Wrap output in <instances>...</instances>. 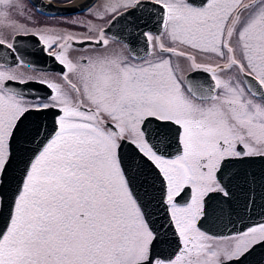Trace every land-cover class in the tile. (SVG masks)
I'll return each mask as SVG.
<instances>
[{
    "label": "snow or ice",
    "instance_id": "snow-or-ice-1",
    "mask_svg": "<svg viewBox=\"0 0 264 264\" xmlns=\"http://www.w3.org/2000/svg\"><path fill=\"white\" fill-rule=\"evenodd\" d=\"M83 10L109 28L33 33L26 6L0 0L12 63L36 67L14 42L34 35L61 67L57 81L0 63V264H264V214L226 240L201 228L254 207L257 185L264 199V171L243 167L264 160V0ZM130 11L155 18L157 34L140 33L151 58L135 40L128 55L108 49ZM76 45L89 54L72 58Z\"/></svg>",
    "mask_w": 264,
    "mask_h": 264
},
{
    "label": "flooded vegetation",
    "instance_id": "flooded-vegetation-1",
    "mask_svg": "<svg viewBox=\"0 0 264 264\" xmlns=\"http://www.w3.org/2000/svg\"><path fill=\"white\" fill-rule=\"evenodd\" d=\"M49 1H53L55 3H69V2H76L79 0H49ZM19 2L26 6L27 9L26 15H28L31 18L32 23H28L25 20H19V22L24 24L28 28V30L33 33L40 31L41 29H42L41 31L46 32L48 34L67 30L74 32L78 35H81L86 33V28L74 27L69 22L73 20L83 21L85 23L91 21V23L94 25H98L102 28L108 29L109 28L108 21L111 20V16H108L104 20L95 19L93 16L89 15L86 11L83 10L84 8H87L93 3L99 6L104 2V0H90L87 3H85L83 7L78 11L55 14V15H49L40 12L31 0H19ZM245 2H247V0H245ZM12 18L18 19V17H16L15 15ZM145 19H147L146 14L142 15L138 11H130L120 20L119 24L115 25L114 27L111 26L110 29L106 32V37L109 38L110 40L108 49L115 50L116 52L122 53L124 55H128V41L119 39L117 37L118 34L117 29H119L120 25L122 26L123 28L122 30H124V34L126 35V37H144L143 35L140 34L141 32H151L152 35L155 36L157 34V29H158V25L155 24V18H153L148 23L147 26H145L144 23ZM13 38H14V33L11 28L0 26V39H5L7 42L11 43L13 42ZM161 39L165 41L167 46H172L170 42L166 41V38L161 37ZM37 40L38 38L32 35L30 41L28 42V45L33 49L35 46L40 45L39 43H37ZM14 42L16 47V55L20 57L18 38H16ZM138 42L139 39H136V43ZM40 47L42 48V44ZM133 47L136 49L137 52H141L140 56L151 58L149 55V53L152 51L151 45H148L147 48H145L143 44L139 42L138 44H134ZM101 50L102 49L97 48V51H101ZM87 54H89L87 48L79 45L74 46V50H72L70 53L72 58H76L80 55H87ZM6 56H7L6 49L0 48V63L5 64L6 67H11L18 72L24 73L26 76H33L37 78L47 77L49 79H56L57 81L59 80V73L61 72V67L47 55H45L43 67H35V68L29 66L26 63L23 64V66L18 67L16 64L12 63V57L7 56V59L5 60ZM172 60L174 63H178L181 67L186 68L187 61H185L183 58H177L173 56ZM202 60H203L202 58L201 60L198 59V61L202 63L209 62ZM39 69H44V70L41 71ZM200 76L202 78H206L205 74L203 73H200ZM243 167H245L249 172H255L259 177L260 173L264 171V160L254 159L247 162L245 165H243ZM254 195L256 199V204L254 207H250L249 210L246 212L245 219H247V221L244 225L245 227L251 225L254 222L259 221L261 215L264 214V199L261 198V193L258 185L256 186V192ZM250 220L253 221L251 223H247ZM202 230L206 231L203 228ZM208 233L211 236L216 237L220 240H226L227 238L234 237L236 234V232L229 234H222V235H216L210 232Z\"/></svg>",
    "mask_w": 264,
    "mask_h": 264
},
{
    "label": "water",
    "instance_id": "water-1",
    "mask_svg": "<svg viewBox=\"0 0 264 264\" xmlns=\"http://www.w3.org/2000/svg\"><path fill=\"white\" fill-rule=\"evenodd\" d=\"M33 4L36 6V8L45 14L49 15H55V14H62V13H70L78 11L83 7L85 3H87L90 0H79L76 2H69V3H55L53 1L49 0H31ZM41 6H44L41 9ZM123 18V17H122ZM118 19L115 23H113L111 26L114 27L115 25L120 23V20ZM122 26H119V29H117V37L122 40H127L128 43L135 39V44H138L139 42L143 44L145 48H147L148 45H146L145 38L144 37H126L124 34V30H122ZM32 35H19L18 37V43H19V55L20 57H23V61H33L36 65V67H43V62L45 59V53L41 50V43L40 45L35 46L33 49L28 45V42L30 41V38ZM38 38V37H37ZM136 39H139V42L136 43ZM140 53V54H139ZM144 53V52H143ZM138 55H141V52H137ZM30 87H32L30 85ZM39 87V86H36ZM246 212L242 213L240 216L237 215H220L219 213L214 214L210 216L206 221L203 222L201 227L205 229L206 231L216 234V235H222V234H229V233H235L240 231L242 228H244L245 223L247 219H245ZM253 220L248 221L247 223H251ZM173 247L175 245V241H172ZM167 247V246H165Z\"/></svg>",
    "mask_w": 264,
    "mask_h": 264
},
{
    "label": "rangeland",
    "instance_id": "rangeland-1",
    "mask_svg": "<svg viewBox=\"0 0 264 264\" xmlns=\"http://www.w3.org/2000/svg\"><path fill=\"white\" fill-rule=\"evenodd\" d=\"M36 28H37V26H36ZM42 30V29H41ZM40 30V31H41ZM197 58L198 59H200L201 60V58L203 59L202 61H209V62H211V59L212 58H210V57H208V56H205V55H203V54H197Z\"/></svg>",
    "mask_w": 264,
    "mask_h": 264
}]
</instances>
